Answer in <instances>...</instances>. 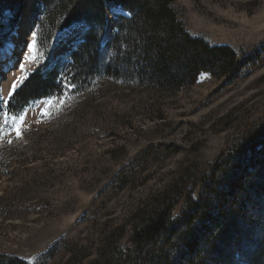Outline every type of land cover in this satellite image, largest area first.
I'll return each mask as SVG.
<instances>
[{"label":"rangeland","instance_id":"obj_1","mask_svg":"<svg viewBox=\"0 0 264 264\" xmlns=\"http://www.w3.org/2000/svg\"><path fill=\"white\" fill-rule=\"evenodd\" d=\"M40 5L41 0H0V57L17 46L18 35L28 40L16 47L21 53L14 67L0 76L5 82L0 89V255L27 264H139L135 233L156 211L179 200L172 214L174 222L181 219L177 226L186 228L185 213L200 209L195 229L185 237L193 249L184 257L181 244L175 250L158 238L149 264L154 258L153 264H186L189 257L227 264L231 250L224 257L220 241L201 255L197 247L230 209L233 214L224 221L230 232L224 234L237 231L231 249L243 252L235 264H249L244 259L252 248L248 241L254 234L264 237V178L256 179L264 169V51L256 52L264 45V0L173 3L193 37L229 46L239 61L257 55L235 79L202 71L193 85L171 93L103 75L87 87H67L9 114V83L37 70L49 51L53 60L69 61L88 29L77 23L82 32L57 46L66 29L48 39L38 27ZM111 9L103 49L117 32L118 16L129 15L121 8L114 16ZM32 33L37 60L28 63ZM19 63H25L24 72ZM21 115L18 138L12 117ZM223 155L214 171L211 164Z\"/></svg>","mask_w":264,"mask_h":264},{"label":"trees","instance_id":"obj_2","mask_svg":"<svg viewBox=\"0 0 264 264\" xmlns=\"http://www.w3.org/2000/svg\"><path fill=\"white\" fill-rule=\"evenodd\" d=\"M174 1L41 0L37 9L38 27L40 31H45L48 39L52 40L59 30L68 29L77 23L87 24L88 29L77 41L75 49L69 55V61L62 57L53 60L52 52L49 51L46 62L31 72L25 84L16 94L10 96L7 112L20 114L34 101L49 98L67 87H87L97 76L105 75L126 82L135 81L145 89L175 93L193 85L202 71L228 75L229 79H235L244 66L257 60V55H250L239 61L237 53L229 46H214L202 38L193 37L179 19L173 7ZM114 7L124 8L129 15L118 16L115 24L117 32L108 42L107 48L103 49L101 44L107 25L108 9ZM259 51H264V45L256 50ZM224 155L211 164L214 171L219 169ZM261 169L256 179L264 178V169ZM255 183L254 179L252 185ZM178 202L179 200L161 211H156L135 233V246L139 248L137 256L141 259L139 264H149V259L154 257L152 248L158 238H166L175 250L181 244L180 254L184 257L188 248L193 249L194 245H186L185 237L195 229L193 226L197 223L195 220L200 219V209L195 208L192 213H185L183 217L186 228L183 225L177 226L181 219L178 223L174 222L172 214ZM226 211L227 208L224 209ZM224 214L226 219H218L221 216L219 215L214 225L209 227L212 229L211 236L209 240L200 242L197 253L203 254L207 247H214L220 241L218 250L225 245L224 257L231 250L226 255V263L235 264L236 256L243 250L231 249L238 237L237 231L228 236L224 234L230 232L229 225L224 221L230 218L233 209ZM252 225L250 224L254 229ZM248 242L252 248L246 256L243 255L246 263L264 261V237L258 238L254 234ZM189 258H186V264H206L202 257H198V262ZM154 262L155 258L152 259V264ZM0 264L27 263L16 257L0 255Z\"/></svg>","mask_w":264,"mask_h":264},{"label":"snow or ice","instance_id":"obj_3","mask_svg":"<svg viewBox=\"0 0 264 264\" xmlns=\"http://www.w3.org/2000/svg\"><path fill=\"white\" fill-rule=\"evenodd\" d=\"M113 15H117L119 14L122 9L119 8V7H114L111 9ZM82 28H85L86 30V26L84 25H81ZM35 33H32V43L28 45V50L30 53H33V55L31 56H25V60L28 62V63H35L36 60H37V56L35 55V52H34V48H35ZM69 35V38H73L71 33L68 34ZM25 68H26V65L25 63H19V69L24 72L25 71ZM28 79L27 76L25 75H22V76H19V77H15L8 85V90H7V95L8 96H13L14 94H16L18 92V90L20 89V87L22 85L25 84L26 80ZM4 86H5V82L3 79H0V89H4ZM0 99H2V97H0ZM49 104H51L52 102L49 101L48 102ZM46 115H50V111L49 112H46L45 113ZM24 121H25V117L24 115H21L19 117H12V123H13V131L15 132L16 136L18 138H20L22 136V132H23V124H24Z\"/></svg>","mask_w":264,"mask_h":264},{"label":"bare ground","instance_id":"obj_4","mask_svg":"<svg viewBox=\"0 0 264 264\" xmlns=\"http://www.w3.org/2000/svg\"><path fill=\"white\" fill-rule=\"evenodd\" d=\"M76 27H77V25L74 27H71L70 29L64 30L61 33L60 37L58 38L57 46H60L61 44H63V40L68 41L71 39V38H69L68 34L71 33L72 37H74V36H78L79 33L82 32L81 28H78V27L76 28ZM26 32H27V30H25V31L21 30V34L26 33ZM110 32H111V30H110ZM108 34H110V33H108ZM17 37H18L17 38V46L18 45L22 46L23 44L26 45V43L28 42V40L25 39L22 35H18ZM17 46H15V48L12 49L11 52H5L4 54L1 55L0 66H2V69L0 71V76H2L9 67L12 66L11 68H13L15 63L17 62L18 56L21 53V50L16 49ZM14 60H16L15 63H13ZM12 63H13V65H12Z\"/></svg>","mask_w":264,"mask_h":264}]
</instances>
